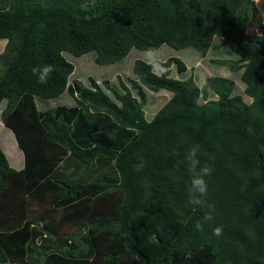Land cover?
I'll return each mask as SVG.
<instances>
[{
  "label": "trees",
  "instance_id": "obj_1",
  "mask_svg": "<svg viewBox=\"0 0 264 264\" xmlns=\"http://www.w3.org/2000/svg\"><path fill=\"white\" fill-rule=\"evenodd\" d=\"M263 10L254 0H0V106L26 159L16 171L0 146V264H264ZM165 45L234 55L213 63L242 71L251 102L229 78L201 88L172 77L173 63L187 69L175 56L135 61L138 96L121 78V90L103 81L112 95L70 79L68 54L95 52L107 66ZM46 64L41 85L32 69ZM148 89L172 93L150 117ZM64 95L76 104L39 109L37 99ZM193 148L209 169L203 206L189 202ZM66 166L82 174L64 178Z\"/></svg>",
  "mask_w": 264,
  "mask_h": 264
},
{
  "label": "rangeland",
  "instance_id": "obj_2",
  "mask_svg": "<svg viewBox=\"0 0 264 264\" xmlns=\"http://www.w3.org/2000/svg\"><path fill=\"white\" fill-rule=\"evenodd\" d=\"M257 4L264 9V0H254ZM264 13V10H263ZM252 28H254V33L260 34L257 23H253ZM251 35H253L251 33ZM7 41H0V54L4 50ZM179 57L187 65L185 72H179L178 66L176 63H173L171 67V76L175 78L188 79L191 76L194 77L196 84L199 87L206 85V81L211 77H224L229 78L235 81L236 89L235 94L243 95L245 101L251 102V99L245 94L244 90L246 85L241 81L240 75L241 72L234 71L229 66L214 64V59H235L234 55H230L227 52L213 51L211 50L206 56H203L201 52L194 48H186L184 50L178 51L169 45L163 46L161 49L153 52H144L137 49H133L129 56L121 62L112 64V65H99L95 62L96 53L91 52L87 55L77 58L71 54H68V59L75 64L76 70L71 76V81L75 78L80 79L88 87H93L92 79L94 78L105 91L112 95L109 90L104 87V80H109L114 86L120 87L121 78L130 88L133 89L134 94L138 96V89L133 87L132 79H136V75L133 71V66L136 60L141 59L144 61L152 60H161L166 61L170 57ZM157 73H162V70L155 68ZM148 96L147 103L145 104L144 111H146V116L150 117L154 110L161 108L171 97L172 93L165 90L159 92H154L150 89L145 90ZM211 91V90H210ZM76 97V96H74ZM210 98H216L214 92H210ZM7 101H4L1 108L0 114L2 115V110L5 108ZM37 104L40 110H46L52 107H57L61 105L72 107L76 104L75 99L71 95H64L58 99L53 100H44L37 99ZM158 110V109H157ZM8 142L5 147L7 156L10 158L12 164H20L19 158H14L17 156V152L13 150V145L10 142V138H6ZM10 142V143H9ZM63 169V167L59 166ZM83 171V170H82ZM82 174L80 169H77L75 166L67 167L62 171V177H73L78 178ZM42 223V222H41ZM158 239L157 236H154L153 240ZM64 255V254H63Z\"/></svg>",
  "mask_w": 264,
  "mask_h": 264
},
{
  "label": "clouds",
  "instance_id": "obj_3",
  "mask_svg": "<svg viewBox=\"0 0 264 264\" xmlns=\"http://www.w3.org/2000/svg\"><path fill=\"white\" fill-rule=\"evenodd\" d=\"M54 68L51 64H46L43 66H37L32 69L33 74L37 77V82L41 85L48 83V78L53 72ZM187 166L190 170V184H189V193L190 200L189 202L193 206H203L205 204L204 197L208 193V184L205 180V176L209 174V169L200 168V161L197 158V149L193 148L186 155ZM213 219L212 208L209 206V212L206 213L203 217V221L207 222ZM197 231L202 230L203 223L197 222L195 225ZM221 228L217 227L214 229L215 235H220Z\"/></svg>",
  "mask_w": 264,
  "mask_h": 264
},
{
  "label": "crops",
  "instance_id": "obj_4",
  "mask_svg": "<svg viewBox=\"0 0 264 264\" xmlns=\"http://www.w3.org/2000/svg\"><path fill=\"white\" fill-rule=\"evenodd\" d=\"M2 41V40H0ZM4 41V40H3ZM3 52V51H2ZM1 52V53H2ZM3 104V103H2ZM7 104V103H6ZM2 106V105H1ZM0 106V108H1ZM6 107V106H5ZM5 109V108H4ZM4 109L2 110V113L4 111ZM6 138H10V142L11 144L13 145V150H15L17 152V156H15L14 158H19V163L20 164H12L10 162V158L7 156L6 154V151H5V147L4 145H6L8 142H6ZM9 142V143H10ZM0 146L3 150V152L5 153L8 161H9V164L10 166L16 170V171H21L25 168L26 166V159H25V154H24V151L23 149L19 146V143H18V140L16 138V135L14 133V131L6 126V124L4 123L3 121V118H2V115L0 114Z\"/></svg>",
  "mask_w": 264,
  "mask_h": 264
}]
</instances>
